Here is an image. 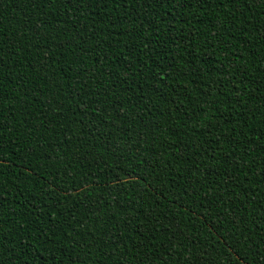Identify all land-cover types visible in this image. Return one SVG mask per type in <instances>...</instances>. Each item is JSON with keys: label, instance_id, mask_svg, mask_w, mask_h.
<instances>
[{"label": "trees", "instance_id": "obj_1", "mask_svg": "<svg viewBox=\"0 0 264 264\" xmlns=\"http://www.w3.org/2000/svg\"><path fill=\"white\" fill-rule=\"evenodd\" d=\"M0 264H264V0H0Z\"/></svg>", "mask_w": 264, "mask_h": 264}]
</instances>
